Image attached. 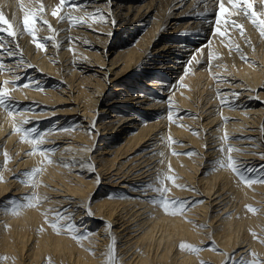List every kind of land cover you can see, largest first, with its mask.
Returning a JSON list of instances; mask_svg holds the SVG:
<instances>
[{
  "label": "bare ground",
  "instance_id": "obj_1",
  "mask_svg": "<svg viewBox=\"0 0 264 264\" xmlns=\"http://www.w3.org/2000/svg\"><path fill=\"white\" fill-rule=\"evenodd\" d=\"M251 2L264 11L262 0ZM219 3L66 0L54 17L60 0H0L17 33H0V87L14 113L0 106V264H106L113 239L114 264H239L252 252L264 260V183L246 185L220 166L231 155L246 176L264 178V38L228 0L217 23ZM41 4L35 35L46 50L15 28ZM26 70L23 85L11 83ZM66 102L78 113L50 119ZM14 124L43 140L37 147L52 150L51 163ZM160 186L184 209L169 215L153 204ZM33 195L35 207L6 211ZM54 212L65 217L57 231L46 222Z\"/></svg>",
  "mask_w": 264,
  "mask_h": 264
},
{
  "label": "snow or ice",
  "instance_id": "obj_2",
  "mask_svg": "<svg viewBox=\"0 0 264 264\" xmlns=\"http://www.w3.org/2000/svg\"><path fill=\"white\" fill-rule=\"evenodd\" d=\"M262 2H264V0H262ZM66 4V0H60V5L57 6V9H54L52 11V15L55 17L57 15V11L59 10L60 7L65 6ZM228 4L231 7V10H233V12L235 14H239L240 12H243L244 16L248 18V20L251 22V24L257 28L259 35L261 38H264V11H260L257 12L255 10H253V3L251 2V0H228ZM21 9H23V5H21ZM44 11V6L41 4L40 8L35 10V11H31V10H25L24 11V18H23V26H24V31H26L30 36L33 37V42L36 44V47L41 49V50H46V45L41 41L38 40L36 35H35V30L33 29L30 21H37L38 15L40 13H43ZM226 12H228V9L225 6L224 0H220L219 3V11L217 13V23H219L220 20V16L225 14ZM231 14V13H230ZM96 15V14H94ZM60 20L65 19L64 16H60L59 17ZM77 23L82 22V21H76ZM43 24H48V22L46 20L42 21ZM225 23H232L234 25V27L240 32L241 36L244 35V30H243V26L242 25H238L235 24L234 21L230 22L227 19L225 20ZM48 30L50 32H55L54 29H52L51 25L48 24ZM7 34L8 37H15L17 35L16 31L14 30L13 25L10 23L9 20H7L4 16V14L2 12H0V33H5ZM221 35H225L224 33H221ZM46 39L49 40H54V37H47ZM3 48V45L0 44V49ZM236 51H239V47H236ZM213 58V54L210 52L209 53V59L211 60ZM242 59H244V57H242ZM193 60H195V57H193ZM192 61H190L189 63H191ZM195 62H199L198 60H195ZM0 71H3V67L2 65H0ZM187 71V69H186ZM10 81L5 80L3 81L4 85L9 84ZM27 86V85H25ZM9 101H8V89L4 88V87H0V106L5 107L8 115L9 116H13L14 113L12 112V110L10 108H7ZM169 120H172V114L171 111L169 112ZM22 124H27L28 121L27 120H23L21 122ZM13 131L16 133H20V140L21 142H27V143H31L34 147H33V152H39L42 156L45 157L47 163H51V160H47V153L52 151L51 149L45 150L42 148L37 147L39 144L43 143V140L40 138H31V135L29 132H27L25 129H23L22 127H16L14 124L13 127ZM224 140L228 139L227 134H225V136L223 137ZM174 141L171 140V138H169V143H173ZM221 151H223V149H221ZM227 151L229 153L233 152V151H238L237 149H233L231 147H229L227 149ZM32 154V153H29ZM176 154V153H173ZM5 155V163H7L8 157H7V153L4 154ZM188 155H191V153H189ZM65 167H68L69 165H64ZM221 167H227L229 169H231V171L233 173H235L240 181L246 185H251L253 183H264V178H260V179H252L249 178L248 176L245 175V171L246 169H242L239 166V162L234 160L232 158L231 155L228 156L227 158V163H220ZM41 169L37 168V169H33L30 172L26 173L25 175L28 177H34L36 173L40 172ZM2 179V178H0ZM166 179L168 181H175V177L172 176H168L166 177ZM33 187H35L36 185L33 184ZM177 187L183 188L185 186L183 185H176ZM154 192L157 193H161V198L159 200H153L152 203L153 204H158L163 211L165 212V214H169V215H176L178 212H180L181 210L184 209L185 205L180 202V201H170L166 198H164L163 193H166L168 191V189L166 187L160 186V187H156L152 189ZM46 199V197H45ZM26 200L28 201L27 204H23V205H14L13 207H11L10 209H6V211H10L11 214L16 215L18 214V211L20 208L22 207H35L36 204L39 203L40 198L38 196H29L26 197ZM32 201H36V203H33ZM170 206L172 208V211H170ZM246 208L248 211L252 212V213H256L259 211V209L253 208L251 205H246ZM91 214V213H90ZM47 217V213L44 214ZM55 219L54 221H47L46 222L49 223L50 227L54 230L57 231L58 230V222L61 219H64L65 217H63L60 213L58 212H54L53 213ZM75 226L71 223L67 224L65 226L66 230L71 232L73 230ZM110 227V225H109ZM204 227V226H201ZM253 235L254 238H256V234L255 233H251ZM82 238H86V237H77V236H73V239H82ZM114 239H113V243L109 245V251H108V256H107V261L106 264H114ZM260 243L264 244V239L260 240ZM180 248L182 250L184 249H188L193 253H196L202 249L197 248L194 245L191 244H187V243H181L180 244ZM214 250V249H213ZM250 255L253 257V259L251 260H245L243 258H241L239 260V264H264V260H259L257 258V254L255 252L250 253ZM203 264V262H202ZM233 264H237V261H233Z\"/></svg>",
  "mask_w": 264,
  "mask_h": 264
},
{
  "label": "rangeland",
  "instance_id": "obj_3",
  "mask_svg": "<svg viewBox=\"0 0 264 264\" xmlns=\"http://www.w3.org/2000/svg\"><path fill=\"white\" fill-rule=\"evenodd\" d=\"M58 6V5H57ZM57 6H56V8L55 9H57ZM176 10L175 9H173V12H175ZM30 23H31V25H32V27H33V29L35 30L36 29V24H37V21H30ZM21 26V28L24 30V26H23V21H21L18 25H16L15 26V28H19ZM25 32V34H28L26 31H24ZM121 36L122 35H120V38H121ZM120 38H118L117 40H119ZM116 39V38H115ZM115 39H111V40H115ZM114 41L113 42H109L108 44H107V46H106V49H105V55H107L106 57V63L112 58V56L113 55H111V51L114 49ZM47 45H48V42L46 43ZM7 46H9V48H13V46H11V45H7ZM0 52H1V50H0ZM95 68H97V70H100L98 67H95ZM28 71H31V70H26L23 74H21L20 76H22L23 78H20L19 80H15V81H11V83H15L16 85H18V86H21V85H23L24 84V82H25V80H26V77L29 75V73H28ZM220 78V77H219ZM9 98V97H8ZM113 98H115V94H111V93H109V95L107 96V100H110V99H113ZM9 101V100H8ZM105 105V103H101V101H99V104H98V108L100 107L101 109H106V107L107 106H104ZM74 108H75V105L74 104H71V103H69V102H66V103H61V104H58V105H56V106H54L53 107V110H58L57 112H55L54 114H53V116H51V118L50 119H52V118H64V117H66V116H71V115H74V113H78L77 112V110H74ZM108 112H106V114H107ZM76 115V114H75ZM263 122H262V124L264 125V120H262ZM102 141V138H99V139H97L96 141H95V143H94V149L95 148H97L98 146V144L100 143ZM93 152V151H92ZM207 163V162H206ZM206 163H204V165L206 164ZM113 178H115V177H113ZM105 186H107V185H105ZM105 186H103L104 188H105ZM101 187V186H100ZM106 188H112L111 186H107ZM113 189H116V188H113ZM6 197V196H5ZM85 218H83L82 220H84ZM82 220L80 221V222H78V223H81L82 222Z\"/></svg>",
  "mask_w": 264,
  "mask_h": 264
}]
</instances>
